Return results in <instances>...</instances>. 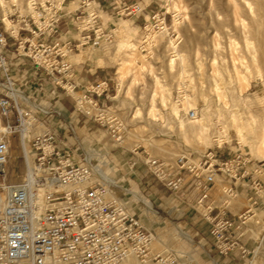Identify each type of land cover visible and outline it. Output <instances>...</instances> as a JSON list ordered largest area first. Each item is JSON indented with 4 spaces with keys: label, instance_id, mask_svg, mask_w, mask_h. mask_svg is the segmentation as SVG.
<instances>
[{
    "label": "built area",
    "instance_id": "built-area-1",
    "mask_svg": "<svg viewBox=\"0 0 264 264\" xmlns=\"http://www.w3.org/2000/svg\"><path fill=\"white\" fill-rule=\"evenodd\" d=\"M68 3L18 0L7 9L9 27L0 8V264H199L195 255L176 246L164 243L165 250L156 251L155 243L161 242L154 227L160 225L156 221L161 213L146 199L105 184L96 175L98 168L82 146L75 119L106 128L116 142L126 126L106 108L113 99L112 81L81 89L70 59L84 49L112 43L115 29L106 28L99 0H77L74 9ZM115 5L120 18L141 17L145 12L141 3L119 0ZM161 16L162 12L155 13L150 18L154 24L148 26L149 21L144 26L148 38L156 33L154 29H166ZM66 23L73 31L62 36ZM173 42L178 46L179 38ZM33 84L39 93L50 85V95L40 98L28 93ZM179 91L176 106L182 101L183 89ZM64 97L74 102L69 122L62 111ZM188 116L194 119L197 113ZM16 139L26 173L22 181L11 183L7 165ZM223 146L208 152L199 166L189 165L185 156L172 165L153 157L144 164L174 193L193 187L195 203L205 211L194 223L200 224L194 239L205 226L208 237L199 245L209 257L214 253L232 263L235 255L247 253L238 236L239 223L253 211L238 216L227 208L212 207L210 192L219 175L230 184L224 191L227 197L246 189L252 206L262 210L264 223L260 178L264 164L244 153L241 143L229 156ZM128 166L133 170L137 162L130 160ZM127 196L136 199L128 201ZM162 219L166 226L167 219Z\"/></svg>",
    "mask_w": 264,
    "mask_h": 264
},
{
    "label": "rangeland",
    "instance_id": "rangeland-1",
    "mask_svg": "<svg viewBox=\"0 0 264 264\" xmlns=\"http://www.w3.org/2000/svg\"><path fill=\"white\" fill-rule=\"evenodd\" d=\"M4 1L3 13L18 0ZM25 1L20 0L22 3ZM158 4L161 8L153 4L147 11L146 21H150L151 13L159 9L166 29H154L156 37L150 36L151 43H144L147 40L144 27L133 29L128 24L129 18H125L114 31L112 43H105L92 52H83L87 53V61L102 71L101 78L104 74L112 79L115 87L113 99L107 102L106 108L110 114L122 119L126 126L121 141L112 140L106 128L82 118L74 121L77 134L86 151L90 145L92 148L101 146L103 150L92 154L87 152L114 185L138 194L161 213V219L156 221L160 225L154 229L157 228L159 237L169 234L165 239L166 245L195 255L199 264H264V237H259L261 227L264 228L263 213L252 206L244 188L238 189L236 197H227L224 191L230 184L219 175L210 192L212 207L222 211L227 208L238 216L249 210L254 213L247 214L239 223L238 236L247 253L235 255L230 263L214 253L209 257L199 245L203 238L208 237L205 226L200 228V235L194 239L195 230L200 226L194 223L198 213L205 211L196 205L193 187L187 185L174 193L157 181L144 164L145 159L153 157L172 165L185 156L189 165L199 166L208 152L217 151V145H224L225 154L229 156L240 143L236 129L239 127L250 133L253 121L255 130L248 136L251 142L241 144L242 149L252 160L264 164V156L252 150V143L264 128V82L258 78V71L264 74V0H158ZM175 4L180 11L173 8ZM72 5H75L74 0ZM103 19L107 21L106 16ZM153 24L150 21L148 26ZM121 31H126L130 39H134L136 49L133 52L119 49ZM178 38L179 45L174 42L177 48L174 50L172 42ZM174 51L184 57V62L179 56L173 58ZM180 89L183 91L181 104L177 105L181 110L178 119L173 113V105H176ZM162 97L166 98V106L161 101ZM186 97L188 101L185 104ZM67 98L64 97L63 105L70 109L71 100ZM62 111L69 122L74 108L68 114L64 108ZM191 111H196V119L188 116ZM181 119L185 122L186 133L181 129ZM198 120L200 122H195ZM202 125L205 137L201 141L197 134ZM219 140L223 141L222 144ZM130 160L137 162L133 170L128 166ZM7 172L11 183L22 181L26 173L17 139L14 140ZM260 178L264 182V174ZM134 198L127 196L126 200ZM252 217L258 224L253 228L250 227ZM162 218L167 219L166 226ZM175 226L185 227L193 241H180L172 230ZM165 244L162 246L156 242L155 250L164 251Z\"/></svg>",
    "mask_w": 264,
    "mask_h": 264
},
{
    "label": "crops",
    "instance_id": "crops-1",
    "mask_svg": "<svg viewBox=\"0 0 264 264\" xmlns=\"http://www.w3.org/2000/svg\"><path fill=\"white\" fill-rule=\"evenodd\" d=\"M115 1H119V0H99V5L101 7L100 10L102 11V18L103 16L107 17L106 22H104V19H103V22L106 28L116 30L117 27L120 26L121 21H123L125 18H120L117 15V8L115 5ZM122 1L127 2L128 4L141 3L145 7V12L143 16L129 18L128 21H130V23L128 24L133 29H137V28L141 29L149 22V21H146V13L153 6V4H156L157 8H161V6L158 4V0H122ZM71 4H72V0H69L68 8L74 9L77 6V0H74L75 5H72V7H71ZM157 12H161V11L159 9L156 11H153L150 15V18L152 15H154ZM62 30H63L62 36L66 34V31H70V30L73 31L70 23L64 24L62 26ZM84 50H89L90 52H92L96 49L93 50V49L87 48ZM84 50H82L81 53L75 54L70 59L71 63L74 66V69H73L74 81L80 84L81 89H83L84 87L88 85H92L98 81H102V80L112 81L111 78L106 77L104 74H103V77L101 78L102 71L99 69V67H97L94 63L87 61L88 60L87 58L81 57L82 56L81 54H83ZM51 90H52V87L49 85L45 91H41L39 93L36 86L33 84L29 86L28 93H31L33 95H38L41 98V97L49 96ZM67 99L71 100V106L69 107L70 109L64 106L63 105L64 103L62 105H63V108L65 109V112L68 114L69 111L74 107L73 106L74 102L70 97H68ZM244 192L246 193V196L249 197V192L246 189H244Z\"/></svg>",
    "mask_w": 264,
    "mask_h": 264
},
{
    "label": "bare ground",
    "instance_id": "bare-ground-1",
    "mask_svg": "<svg viewBox=\"0 0 264 264\" xmlns=\"http://www.w3.org/2000/svg\"><path fill=\"white\" fill-rule=\"evenodd\" d=\"M61 1V0H60ZM0 7L3 9V11H4V9H5V7H6V5H5V1L4 0H0ZM176 11H180V9H179V7H178V5H174V7H173ZM4 14V18H3V20H4V22L6 23V25H7V27H9V21H8V19H7V14H8V12L7 11H5V13H3ZM7 21V22H6ZM175 21H177V18H176V20ZM119 32V31H118ZM119 36V35H118ZM154 36V35H153ZM154 37H156V36H154ZM119 38H120V40H119V42H118V47H119V49H127V50H130V51H134L135 49H136V44L135 43H133V40L132 39H130V37H129V35H128V33H126V31L124 32V31H121L120 32V36H119ZM148 41L151 43V39H149L148 37H147V40H146V43H148ZM172 42V41H171ZM172 44H173V46H174V50L175 49H177L176 47H175V45H174V42H172ZM151 47V46H150ZM120 50V51H121ZM119 51V52H120ZM180 53H178L177 51H174V53L172 54L173 55V58L174 57H176L177 58V56H179L180 57V59H181V61H183L184 60V57L182 56V55H179ZM82 55V54H81ZM82 57H87V53H84L83 55H82ZM254 59H255V62H257L256 61V58L255 57H253ZM173 61H174V59H173ZM134 62V61H133ZM184 62V61H183ZM181 63V62H180ZM256 65H257V63H256ZM122 66H124V65H122ZM260 67V66H259ZM259 69V68H258ZM121 71H122V67H121V69H120ZM248 70H250V69H248ZM184 73V71L182 72V74ZM258 78H260L263 82H264V74H263V72H261V71H258ZM122 75V74H121ZM120 75V78H122V76ZM251 75V74H250ZM123 76H124V74H123ZM245 76V75H244ZM157 79V78H156ZM244 79H245V77H244ZM160 80V79H159ZM158 80V81H159ZM244 81H246V80H244ZM163 87V86H162ZM161 88V87H160ZM162 90H163V88H162ZM156 91V90H155ZM165 93V92H164ZM162 96V95H161ZM154 98H155V95H154ZM162 100V103L166 106V98L165 97H162L161 98ZM154 101V100H153ZM185 104L187 103V101H188V97H186L185 98ZM190 105V104H189ZM175 108L173 109V113L176 115V117L178 118L179 117V113L181 112V110H179L178 109V107L176 106V105H173ZM190 107V106H189ZM137 111H139V110H137ZM152 112L153 111H151V115H152ZM194 112H196V111H194ZM138 113V112H137ZM190 113V112H189ZM188 113V114H189ZM151 115H149V116H151ZM153 116V115H152ZM154 117V116H153ZM178 119H180V118H178ZM194 119H196V118H194ZM200 120V119H199ZM195 121V122H200V121ZM180 121V125H181V129H182V131H184V133H186L185 131H186V129L187 128H185V122L181 119V120H179ZM202 121V120H201ZM204 124V123H203ZM252 126H253V130H250L251 132L250 133H252V132H254V128H255V121H253L252 122ZM204 131H205V128H204V126L202 125V127H201V129H200V133H198L197 134V137L201 140L202 138H203V134H204ZM236 132H237V135H238V137H239V140H240V143L243 145V143H249V142H251V141H248V136H249V134L250 133H245L241 128H237L236 129ZM27 136H28V134H27ZM205 137V136H204ZM225 137H226V135H225ZM223 138V137H222ZM221 138V139H222ZM198 139V140H199ZM204 140V139H203ZM202 141V140H201ZM89 142V141H88ZM220 144H222V140H219L218 141ZM250 144V143H249ZM103 147V146H102ZM100 150H103L102 148H101V146H97V148H92V145H90L89 147H87V151L89 152V153H93V152H96V151H100ZM252 150H254L255 151V153L256 154H258V155H261V156H264V128H263V131L261 132V134H259L258 136H257V138H256V140H255V142H253L252 143ZM253 151V152H254ZM264 158V157H263ZM96 175L99 177V178H101V180H103L104 182H105V184H114L113 183V180H110L109 178H108V174H105L104 173V171H102V170H100V169H96ZM135 194V193H134ZM135 197L137 198V199H143L141 196H139L138 194H135ZM230 204V203H229ZM148 208L149 209H152V207H151V204H149L148 203ZM251 221V223H250V227L251 228H253L254 226H257L258 224H257V222L256 221H253V217L250 219ZM162 228V227H161ZM185 228V227H184ZM175 229V230H174ZM174 229H172L173 230V232H174V234H175V236L177 237V238H179L180 239V241L181 240H184V241H191L192 242V239H193V237L187 232V231H185L183 228H180V227H178V226H175V228ZM161 232H163V231H161ZM169 235V234H168ZM168 235L167 236H162V237H159V241L162 243V244H164L165 243V239H166V237H168ZM173 236V235H172ZM259 237H260V239H262V237H264V228L263 227H261V229H260V231H259ZM173 238V237H172ZM168 242H170V241H168ZM167 242V243H168ZM163 246V245H162ZM166 248V246L164 247V249ZM213 261V260H212ZM198 264V263H197Z\"/></svg>",
    "mask_w": 264,
    "mask_h": 264
}]
</instances>
